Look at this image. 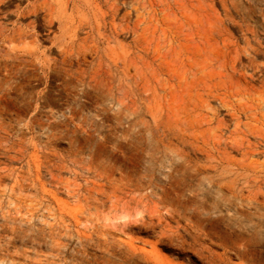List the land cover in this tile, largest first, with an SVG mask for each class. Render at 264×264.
<instances>
[{"label": "bare ground", "instance_id": "bare-ground-1", "mask_svg": "<svg viewBox=\"0 0 264 264\" xmlns=\"http://www.w3.org/2000/svg\"><path fill=\"white\" fill-rule=\"evenodd\" d=\"M249 1L0 0V235L42 216L52 257L34 264H64L60 238L81 244L83 221L116 208L113 167L77 183L35 129L41 109L94 97L131 114L134 153L144 135L170 169L264 206V13Z\"/></svg>", "mask_w": 264, "mask_h": 264}, {"label": "rangeland", "instance_id": "rangeland-1", "mask_svg": "<svg viewBox=\"0 0 264 264\" xmlns=\"http://www.w3.org/2000/svg\"><path fill=\"white\" fill-rule=\"evenodd\" d=\"M247 6L254 15L264 13V0H250ZM99 99L85 101L83 109L72 101L70 109L49 106L36 115L40 141L50 131L57 137L44 151L68 161L70 172L64 176L77 169L76 182L85 185L93 171L86 170L89 164L99 169L111 166L121 191L115 209L105 208L100 217L83 221L80 230L91 236L81 244L74 228L60 238L66 244L60 247L64 264H264L262 196H257L258 203L245 202L232 189L211 184L205 175L188 177L176 167L170 169L173 162L156 153L144 135L134 153L131 114L117 111L111 99ZM77 148L78 155L70 156V150ZM74 158L78 162L70 163ZM3 210L0 228L10 226L3 223ZM39 213L46 214L43 207ZM43 222L42 216L24 217L22 233L0 235V264H34L51 258L47 237L39 232Z\"/></svg>", "mask_w": 264, "mask_h": 264}]
</instances>
